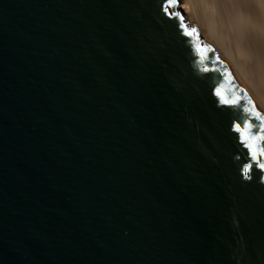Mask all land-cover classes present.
Here are the masks:
<instances>
[{"label": "water", "instance_id": "1", "mask_svg": "<svg viewBox=\"0 0 264 264\" xmlns=\"http://www.w3.org/2000/svg\"><path fill=\"white\" fill-rule=\"evenodd\" d=\"M177 6L0 0V264H264V116Z\"/></svg>", "mask_w": 264, "mask_h": 264}, {"label": "bare ground", "instance_id": "2", "mask_svg": "<svg viewBox=\"0 0 264 264\" xmlns=\"http://www.w3.org/2000/svg\"><path fill=\"white\" fill-rule=\"evenodd\" d=\"M177 8L264 116V0H178Z\"/></svg>", "mask_w": 264, "mask_h": 264}, {"label": "snow or ice", "instance_id": "3", "mask_svg": "<svg viewBox=\"0 0 264 264\" xmlns=\"http://www.w3.org/2000/svg\"><path fill=\"white\" fill-rule=\"evenodd\" d=\"M236 131H238V132L240 131L239 127L236 128ZM259 139H264V136L259 137ZM260 154H261V155H264V152H261ZM260 167H261L262 169H264V165H261Z\"/></svg>", "mask_w": 264, "mask_h": 264}]
</instances>
